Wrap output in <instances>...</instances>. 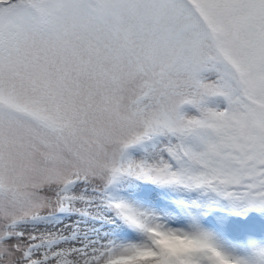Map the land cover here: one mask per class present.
<instances>
[{"label":"snow or ice","instance_id":"1","mask_svg":"<svg viewBox=\"0 0 264 264\" xmlns=\"http://www.w3.org/2000/svg\"><path fill=\"white\" fill-rule=\"evenodd\" d=\"M260 232L264 0H0V264H264Z\"/></svg>","mask_w":264,"mask_h":264},{"label":"rangeland","instance_id":"2","mask_svg":"<svg viewBox=\"0 0 264 264\" xmlns=\"http://www.w3.org/2000/svg\"><path fill=\"white\" fill-rule=\"evenodd\" d=\"M209 106H213L211 103ZM189 114H194V110L185 109ZM147 143V144H146ZM149 145L153 147L150 148ZM195 146V145H194ZM154 148L152 141H146L141 145L130 146L125 153L126 159L140 160L149 157ZM115 183H111L104 195L112 201H128L141 210H155L157 214H162L164 210H172V215L176 216L186 210L185 205L193 200H203L204 196L200 193L188 192L175 187L163 186L137 180L131 176H119ZM141 206V207H140ZM251 215H258L252 213ZM113 231H117L115 224L110 225ZM264 243V232H260L255 237Z\"/></svg>","mask_w":264,"mask_h":264},{"label":"bare ground","instance_id":"3","mask_svg":"<svg viewBox=\"0 0 264 264\" xmlns=\"http://www.w3.org/2000/svg\"><path fill=\"white\" fill-rule=\"evenodd\" d=\"M141 207V206H140Z\"/></svg>","mask_w":264,"mask_h":264}]
</instances>
